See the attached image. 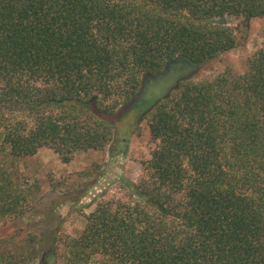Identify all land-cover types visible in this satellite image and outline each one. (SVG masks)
I'll list each match as a JSON object with an SVG mask.
<instances>
[{
    "label": "trees",
    "instance_id": "16d2710c",
    "mask_svg": "<svg viewBox=\"0 0 264 264\" xmlns=\"http://www.w3.org/2000/svg\"><path fill=\"white\" fill-rule=\"evenodd\" d=\"M227 15L247 29L264 0H0V153L46 146L66 162L102 149L113 135L102 114L143 74L235 46ZM247 63L185 78L148 109V178L127 182L129 201L96 205L64 264H264V48ZM13 248L6 264L37 257L34 236Z\"/></svg>",
    "mask_w": 264,
    "mask_h": 264
},
{
    "label": "rangeland",
    "instance_id": "374dc122",
    "mask_svg": "<svg viewBox=\"0 0 264 264\" xmlns=\"http://www.w3.org/2000/svg\"><path fill=\"white\" fill-rule=\"evenodd\" d=\"M222 21L234 29L235 46L196 64L189 79L242 74L248 58L264 48V15L252 18L247 29L235 16H224ZM127 103L102 114L113 131L102 149L75 151L66 162L46 146L24 157L0 153V184L4 188L0 206L5 209L9 203L10 207L0 215V264H6L10 253L16 252L14 243L29 236L37 242V257L28 264H64L66 243L79 235L96 205L129 201L127 182L139 184L148 178L147 161L157 142L150 137L145 113L128 114ZM100 262L102 257L94 254L86 264Z\"/></svg>",
    "mask_w": 264,
    "mask_h": 264
},
{
    "label": "flooded vegetation",
    "instance_id": "af4514ba",
    "mask_svg": "<svg viewBox=\"0 0 264 264\" xmlns=\"http://www.w3.org/2000/svg\"><path fill=\"white\" fill-rule=\"evenodd\" d=\"M195 67V63L183 56H178L171 60L161 71L144 75L137 94L127 103L126 112L128 114L146 113L160 98L167 96L179 81L190 77ZM140 107L143 109L138 112L137 110Z\"/></svg>",
    "mask_w": 264,
    "mask_h": 264
}]
</instances>
